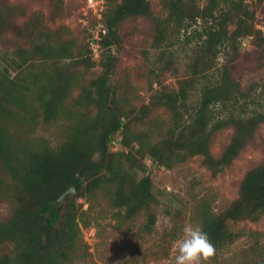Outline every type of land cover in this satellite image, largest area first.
<instances>
[{"label": "trees", "instance_id": "1", "mask_svg": "<svg viewBox=\"0 0 264 264\" xmlns=\"http://www.w3.org/2000/svg\"><path fill=\"white\" fill-rule=\"evenodd\" d=\"M260 1L264 12V0ZM107 2L106 31L98 41L106 49L100 58L102 69L84 84L80 66L89 69L94 63L91 55L75 48L68 28H48L38 12L17 26L0 8V32L12 24L26 39L3 53L0 65V201L9 207L0 218V264H74L87 254L81 225L88 226L95 218L93 206L98 201H104L117 219L130 220L144 211L143 229L149 231L156 222L157 198L145 157L171 169L202 155L215 175L231 164L264 122V106L258 105L252 88L242 89L227 67L217 78L204 73L226 41L254 35L256 45L264 46V29L252 33L254 26L248 23L252 13L246 0H207L202 8L194 0H164L165 18L153 17L150 0ZM138 16L154 18L156 47L164 41L170 22L187 27L201 19L203 26L196 31L201 42L190 76L181 78L177 89L153 93L150 105L127 111L121 85L112 82L116 57L111 47L119 42V24ZM200 74L207 79L197 104L190 107L189 93ZM77 86L79 94L69 100ZM159 107L169 117L148 121L151 109ZM61 119L67 123L58 143L36 134L39 127ZM228 125L234 133L214 157L211 136ZM115 138L120 147L111 151ZM79 198L89 203L87 209ZM192 210L215 249L234 242L245 231L231 230L229 221L255 220L264 214V161L244 174L238 196L222 211L215 212L205 199ZM249 234L255 240L238 264H264L262 233Z\"/></svg>", "mask_w": 264, "mask_h": 264}, {"label": "rangeland", "instance_id": "2", "mask_svg": "<svg viewBox=\"0 0 264 264\" xmlns=\"http://www.w3.org/2000/svg\"><path fill=\"white\" fill-rule=\"evenodd\" d=\"M164 0H150L153 17L165 18L167 10ZM202 8L207 0H194ZM119 2V0H117ZM252 16L248 23L253 24L252 33L264 29L263 1L246 0ZM107 0H0V8L6 17L15 19L17 26L27 21L32 13H40L43 25L50 29L68 28L76 39V49L91 55L93 66L83 72L82 84L100 73V58L106 49L100 45H91L90 39L101 25L106 30L104 14L108 9ZM11 9V10H10ZM12 13H11V12ZM153 17H128L119 24V42L112 45L111 52L116 57L112 82L121 85L126 101L123 108L129 111L134 106L139 109L151 103V95L156 91L177 89L179 80L190 76V64L199 49L200 40L196 31L203 26V21L179 27L170 22L164 41L153 46L155 20ZM11 22V20H10ZM187 22H185L186 24ZM235 25L230 23L229 30ZM12 26L0 32V65L3 53L11 52L16 45L24 44L26 39L19 37ZM254 35L244 36L237 42H224L214 59L206 77L217 78L224 67L244 90L250 88L255 94L258 105L264 106V46L256 45ZM198 75L194 87L190 90L188 104L194 107L201 95V86L207 79ZM75 87L69 100L80 92ZM134 114L131 112L130 117ZM169 112L164 108H152L148 119H167ZM150 121V120H148ZM57 120L37 129V135H43L51 144L63 138V124ZM47 127V128H46ZM234 127L228 125L215 131L210 139V152L214 157L220 156L230 142ZM120 145L112 141L111 151ZM203 156L196 155L168 169L159 166L148 156L145 157L146 173L151 177L152 190L157 203L153 205L156 222L149 231L143 229L147 220L144 211L133 219L122 220L112 216V209L104 202H95L92 222L81 225L82 240L87 244V254L74 261V264H174L175 241L182 235V229L189 225H200L193 207L207 200L215 212L222 211L238 196L239 184L244 174L264 161V122L246 142L231 164L213 175L204 165ZM142 172H138V177ZM82 208L89 203L79 198ZM8 203L0 201V218L8 212ZM233 231H245L234 242L223 249H215L214 254L203 264H238L241 257L255 240L249 231L261 232L264 241V214L258 219H245L228 222ZM85 249V248H84Z\"/></svg>", "mask_w": 264, "mask_h": 264}, {"label": "clouds", "instance_id": "3", "mask_svg": "<svg viewBox=\"0 0 264 264\" xmlns=\"http://www.w3.org/2000/svg\"><path fill=\"white\" fill-rule=\"evenodd\" d=\"M175 241L174 264H203L215 252V246L201 225L189 224Z\"/></svg>", "mask_w": 264, "mask_h": 264}, {"label": "built area", "instance_id": "4", "mask_svg": "<svg viewBox=\"0 0 264 264\" xmlns=\"http://www.w3.org/2000/svg\"><path fill=\"white\" fill-rule=\"evenodd\" d=\"M105 31L106 30L103 28V25H101V27H99L98 30L94 34H92V37L90 39L91 45L94 44V45L98 46L99 45L98 41L100 39V33L101 32L105 33ZM112 141H114V143L116 141V143H117V138L113 139Z\"/></svg>", "mask_w": 264, "mask_h": 264}]
</instances>
